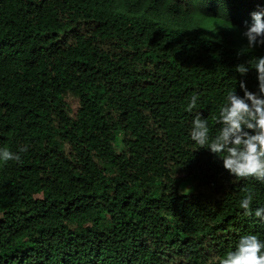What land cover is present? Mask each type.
<instances>
[{"label":"trees","instance_id":"1","mask_svg":"<svg viewBox=\"0 0 264 264\" xmlns=\"http://www.w3.org/2000/svg\"><path fill=\"white\" fill-rule=\"evenodd\" d=\"M264 0H0V264H219L249 189L190 139L228 89L257 88ZM247 49V50H246ZM200 99L191 112V96Z\"/></svg>","mask_w":264,"mask_h":264},{"label":"clouds","instance_id":"2","mask_svg":"<svg viewBox=\"0 0 264 264\" xmlns=\"http://www.w3.org/2000/svg\"><path fill=\"white\" fill-rule=\"evenodd\" d=\"M242 35L247 39L248 49L264 45V5L258 4L250 13V23H246ZM250 69L256 72V90L250 91L241 79L242 95L237 93L236 86L228 89L219 105L218 115L214 117L219 125L217 132L210 134L208 119L196 112L189 135L200 149L208 150L221 162L229 176L264 184V56L256 57L254 64L236 65V72L241 76ZM199 99V93L193 94L186 110L191 112ZM26 151L27 146L15 152L0 147V167L10 161L20 163L21 153ZM238 207L244 217L264 225V204L258 202L252 189L239 199ZM219 264H264V236L255 232L240 235L233 250L220 258Z\"/></svg>","mask_w":264,"mask_h":264}]
</instances>
